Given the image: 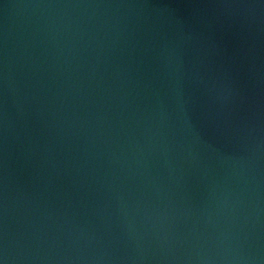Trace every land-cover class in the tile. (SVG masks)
I'll return each mask as SVG.
<instances>
[{
	"label": "water",
	"instance_id": "water-1",
	"mask_svg": "<svg viewBox=\"0 0 264 264\" xmlns=\"http://www.w3.org/2000/svg\"><path fill=\"white\" fill-rule=\"evenodd\" d=\"M3 264H264V0H0Z\"/></svg>",
	"mask_w": 264,
	"mask_h": 264
},
{
	"label": "clouds",
	"instance_id": "clouds-1",
	"mask_svg": "<svg viewBox=\"0 0 264 264\" xmlns=\"http://www.w3.org/2000/svg\"><path fill=\"white\" fill-rule=\"evenodd\" d=\"M0 264H3V261H0Z\"/></svg>",
	"mask_w": 264,
	"mask_h": 264
}]
</instances>
